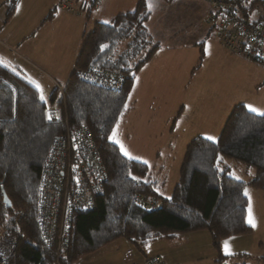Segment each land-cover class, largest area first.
<instances>
[{
    "label": "trees",
    "instance_id": "obj_1",
    "mask_svg": "<svg viewBox=\"0 0 264 264\" xmlns=\"http://www.w3.org/2000/svg\"><path fill=\"white\" fill-rule=\"evenodd\" d=\"M150 17L147 0H139L133 12L116 16L110 24L95 23L63 87L64 99L55 88L48 102L41 100L34 86L0 64V229L18 240L16 264H77L121 239L138 246L199 230L211 234L221 264L227 258L221 242L252 232L245 190L249 186L264 193V115L237 105L216 142L201 136L192 140L170 199L160 195L146 164L126 158L108 139L127 113L136 74L159 49L146 27ZM101 44L108 47L100 50ZM93 66L123 74V88L111 92L81 81L77 72ZM49 112H60L63 122L48 124ZM84 126L92 132L108 180L95 208L75 216L70 243L59 256L44 245L36 223L42 166L57 137L68 127ZM225 161L254 171V176L248 182L232 177ZM3 192L11 208L4 205ZM136 195L155 200L157 207L137 206Z\"/></svg>",
    "mask_w": 264,
    "mask_h": 264
},
{
    "label": "rangeland",
    "instance_id": "obj_2",
    "mask_svg": "<svg viewBox=\"0 0 264 264\" xmlns=\"http://www.w3.org/2000/svg\"><path fill=\"white\" fill-rule=\"evenodd\" d=\"M158 2L147 1V6L149 3L152 5L150 36L152 41L156 40L155 45H161L163 50L159 49L154 59L136 74L138 83H146L148 89L135 87L134 82L127 105L129 113L118 124V138L131 155L138 158L130 160L146 164L151 177L164 183L163 186L159 185L164 188L160 195L163 199H170L192 140L199 136L206 139L211 136L214 139L210 141L216 142L235 105L251 104L264 112V65L249 62L253 65L231 70L217 60L220 56L226 60L231 57L222 50L218 41L215 22L212 21L215 13L211 0H180L171 7ZM106 3L103 0L100 7L106 11L104 17L97 16L101 11L99 8L87 24L86 36L96 19L109 20L111 15L115 17L120 13L133 12L136 7L135 0H110ZM259 9L264 11L261 6ZM65 38L69 40L68 34ZM71 38H74V34H71ZM181 43L191 47L195 45L183 54L168 52L171 45L176 47ZM212 43L214 45L211 47ZM152 48L153 45L147 47L146 52ZM201 51L204 58L199 64ZM139 61L137 59L133 64ZM195 67L196 71H193ZM32 76L43 91L51 94L56 88L43 81L39 73L30 71L24 74L29 81L34 80ZM217 78L221 85L218 94ZM225 162L230 168L234 164ZM231 176L238 177L232 168ZM246 190L249 198L247 220L251 207L257 227H252L249 234L222 241V248L224 241L232 242L230 246L235 254L225 258L221 264H264V193L249 186ZM222 248V255L225 256ZM128 250L140 259L159 256L166 264H217L218 257L209 231L199 230L178 233L172 240L160 238L138 246L121 239L85 256L77 264H122Z\"/></svg>",
    "mask_w": 264,
    "mask_h": 264
},
{
    "label": "built area",
    "instance_id": "obj_3",
    "mask_svg": "<svg viewBox=\"0 0 264 264\" xmlns=\"http://www.w3.org/2000/svg\"><path fill=\"white\" fill-rule=\"evenodd\" d=\"M101 0H62L60 8L70 14L88 15ZM215 15L212 21L224 49L233 56L264 65V11L249 0L223 2L211 0ZM79 79L101 89L117 92L125 83L123 74L90 67L77 72ZM64 99L63 86L55 84ZM48 124L63 122L60 112H52ZM108 176L99 148L88 127L67 128L51 144L42 166L37 203V227L44 245L66 253L71 240L74 218L78 213L92 211L103 194ZM137 206L147 210L157 207L149 197L136 195ZM18 240L0 229V264H16ZM122 264H165L160 257L137 260L128 250Z\"/></svg>",
    "mask_w": 264,
    "mask_h": 264
},
{
    "label": "crops",
    "instance_id": "obj_4",
    "mask_svg": "<svg viewBox=\"0 0 264 264\" xmlns=\"http://www.w3.org/2000/svg\"><path fill=\"white\" fill-rule=\"evenodd\" d=\"M61 1L62 0H0V59H2L3 61V63L0 64L5 68H7L8 70L11 69V72H14L16 75H18L20 78L25 80L27 83L34 86L38 90L40 96H41L40 89H38L35 86V84L31 83L29 79H27V77L25 78L24 74H26V72L30 73V71L34 73H39L43 81H46V83H50L51 85H54V88H55V84H59L60 86L64 87L67 84L70 76L72 75L76 63L78 61L79 55L82 51L85 39L87 37L86 36L87 24L92 19L93 14L96 13V11L101 7L103 3V0H101L100 5L97 8L93 9L88 15L83 16V15L70 14L65 10H63L62 8H60ZM106 1H107L106 3L107 5L110 0H106ZM113 1L116 0H111V2ZM153 1L157 2V0H153ZM176 1H180V0H172L171 2L166 0H159L158 3H163L168 6L170 5L173 6L175 5ZM14 2H15V6L10 15L11 6L12 4H14ZM136 2L139 3V0H135L134 6L137 7L138 3ZM256 2H260V3L258 4ZM250 3L251 4L256 3L258 6H261L264 9V0H255L253 2L250 0ZM100 10L101 11L97 13V16L99 15V17L103 18L104 12L106 11H104V9L102 11V8H100ZM121 14H125V13H120L119 15ZM116 16H118V14ZM115 17L114 15H111V17H109V20L112 21ZM97 20H102V19H96L95 23H103V21H97ZM150 21H151V17L146 25L149 34H151V28H152L150 25ZM170 23H172V20L170 21ZM64 34L65 35L68 34L69 40L65 38ZM71 34H74V38H71ZM152 39L153 38H151V40ZM218 41L220 42V40ZM153 43L156 44V40H153ZM194 45L195 44H193L192 47L191 45H183L182 43L180 46H176V47L171 45L170 47L172 48H170L168 52L183 54V52L187 51L190 47L194 48ZM213 45L214 44L212 43L211 47ZM220 45L222 47V50L226 52V50L224 49L221 43ZM64 46L65 48H63ZM159 49L163 50L161 45L159 46ZM156 52L155 54H157ZM221 52L225 55V52L223 51ZM227 54L231 57V59L226 60V58L222 56L217 57V60L223 62L226 68H229L231 70L237 68V70H239V67L245 68L253 65L250 64L252 63L251 61L246 60L242 57L233 56L229 53ZM11 55H15L17 58L13 59ZM200 57L201 58L199 64L202 62L204 58V52H203V56H202V52L200 53ZM9 66L10 68H8ZM193 71H196V67ZM192 75L194 76V74ZM32 79H34L33 76ZM213 79L215 81L214 76ZM215 83H217L216 88L218 94L221 86L220 83L218 82V78ZM134 86L143 87L144 90L148 89L146 83L144 85L141 82L138 83L136 78H135ZM43 94L46 97L44 101L48 102L51 94L48 93V91H43ZM128 113H129V109L127 110L126 114ZM226 163L227 162H225V165ZM231 168L234 170V174H236V176L240 178L238 180L248 182L254 176V171L246 170V168H244L243 166L236 165L235 163L231 164ZM152 180L156 182L158 186L164 185V183L154 180L153 178ZM163 189H164L163 187L159 186V193H161V190ZM138 259L140 260V257H138ZM245 263L248 264L247 262ZM245 263H241V264H245Z\"/></svg>",
    "mask_w": 264,
    "mask_h": 264
},
{
    "label": "snow or ice",
    "instance_id": "obj_5",
    "mask_svg": "<svg viewBox=\"0 0 264 264\" xmlns=\"http://www.w3.org/2000/svg\"><path fill=\"white\" fill-rule=\"evenodd\" d=\"M21 8H22V5H21ZM151 8H152V5H151V3H149V4H148V9H149V11L151 10ZM103 23H104V24H110L111 21H109V20H105V21H103ZM99 47H100V50H104V49H106V48L108 47V45H106V44H101ZM0 63H3L2 59H0ZM13 70H14V69H13ZM14 71H15V70H14ZM137 79H138V78H137ZM30 82L33 83V84H35V86H36L38 89H40V91H41V96H40V98H41V100H45L46 97H45L44 94H43V89L41 88V85L38 84L35 80H30ZM246 107L248 108V110H249L250 112L258 113L259 115H264V112H262L260 109L254 107V106L251 105V104L246 105ZM48 119H49V120L53 119L51 112H49V114H48ZM118 128H119V125H117V126H116V129H114V130L112 131V135L109 136L108 139H110V140L113 142V144H115V145L118 146L119 151L122 152V154H123L125 157H128L129 159H138L137 157H134V156L131 155V153L127 150V148H126L125 145L122 143V141L118 138ZM208 139H209V140H213L214 137L209 136ZM145 163H147V161H145ZM133 179H137V177H134V176H133ZM236 179H240V178H239V177H236ZM245 195H248L247 190H245ZM247 223H248L251 227H253V228L257 227L256 221H255V219L253 218L252 213H251V207L249 208V217H248ZM148 247H149V250H150V245H149ZM222 250H223V253H224L225 256H232V255L235 254V253L232 251V248H231V246H230V242L227 241V240L223 242V248H222Z\"/></svg>",
    "mask_w": 264,
    "mask_h": 264
},
{
    "label": "water",
    "instance_id": "obj_6",
    "mask_svg": "<svg viewBox=\"0 0 264 264\" xmlns=\"http://www.w3.org/2000/svg\"><path fill=\"white\" fill-rule=\"evenodd\" d=\"M3 203L7 208H11V202L8 200V198L4 192H3Z\"/></svg>",
    "mask_w": 264,
    "mask_h": 264
}]
</instances>
